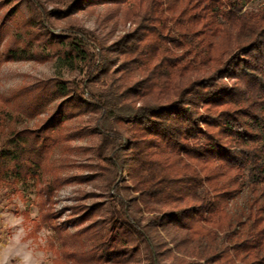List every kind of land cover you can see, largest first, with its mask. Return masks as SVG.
Listing matches in <instances>:
<instances>
[{
    "label": "trees",
    "instance_id": "obj_1",
    "mask_svg": "<svg viewBox=\"0 0 264 264\" xmlns=\"http://www.w3.org/2000/svg\"><path fill=\"white\" fill-rule=\"evenodd\" d=\"M250 1L0 0V68L79 76L0 94V189L38 208L16 213L51 232L52 264H264V2ZM99 6L130 25L111 43L77 18ZM75 181L102 192L58 209Z\"/></svg>",
    "mask_w": 264,
    "mask_h": 264
},
{
    "label": "rangeland",
    "instance_id": "obj_2",
    "mask_svg": "<svg viewBox=\"0 0 264 264\" xmlns=\"http://www.w3.org/2000/svg\"><path fill=\"white\" fill-rule=\"evenodd\" d=\"M264 0H251L245 4L246 9H257ZM78 20L89 30L111 43L117 39L130 25H125L111 6H99L93 12H82ZM56 76L65 79L79 78L78 72L69 67H63L56 61L39 63L33 61H21L5 63L0 68V94L10 95L21 86L32 83L36 80H47ZM89 137L77 140L74 145L83 146L87 144ZM72 161L77 163L86 160V154L82 149L73 152ZM74 168L71 170H77ZM87 173L85 169L76 171ZM102 192V189L94 184L84 182H73L59 192L57 197V208L71 207L78 204L83 193ZM100 199V198H99ZM92 202V199L87 200ZM244 202V197L240 203ZM20 210H30L33 219L38 216V208L34 204H25L16 198L9 197L0 189V257L14 254L16 251L32 249L48 257L49 264L54 258L53 252L48 249L51 232L47 229L36 230L30 221H27L22 214L16 213ZM11 264H16L15 260Z\"/></svg>",
    "mask_w": 264,
    "mask_h": 264
},
{
    "label": "clouds",
    "instance_id": "obj_3",
    "mask_svg": "<svg viewBox=\"0 0 264 264\" xmlns=\"http://www.w3.org/2000/svg\"><path fill=\"white\" fill-rule=\"evenodd\" d=\"M13 260H15L16 264H49L46 255L33 251L30 248L0 257V264H11Z\"/></svg>",
    "mask_w": 264,
    "mask_h": 264
}]
</instances>
